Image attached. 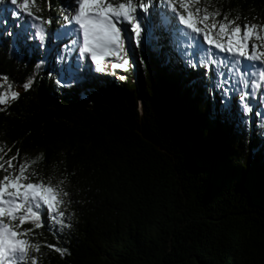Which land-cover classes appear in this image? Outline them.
<instances>
[{
	"label": "trees",
	"instance_id": "16d2710c",
	"mask_svg": "<svg viewBox=\"0 0 264 264\" xmlns=\"http://www.w3.org/2000/svg\"><path fill=\"white\" fill-rule=\"evenodd\" d=\"M172 2L186 15L180 0ZM67 6L36 0L41 11L30 10L52 19L51 26L36 21L51 39L67 25ZM206 6L221 21L239 16L242 31L264 25V0ZM168 11L159 19L138 11L141 45L127 49L133 69L98 76L83 95L71 91L73 68L55 43L37 42L29 22L0 14V98L8 101L0 105V179L27 158L37 161L32 182L63 180L70 193L63 209L70 227L57 230L43 210L45 227L27 237L41 245L30 254L37 264H264V115L250 122L241 115L226 80L201 63L200 47L182 46L183 34L170 29Z\"/></svg>",
	"mask_w": 264,
	"mask_h": 264
},
{
	"label": "snow or ice",
	"instance_id": "6c2138e0",
	"mask_svg": "<svg viewBox=\"0 0 264 264\" xmlns=\"http://www.w3.org/2000/svg\"><path fill=\"white\" fill-rule=\"evenodd\" d=\"M20 12L25 13L34 21H39V25H52V19L47 21L43 17H37L30 10L36 7V0H10ZM77 5L73 9L71 16L65 15L64 20L68 22L70 27L65 30L63 36L71 34V41L74 46H78L79 57L86 59L90 57L93 64L96 65V72H104L103 62L108 57H116L120 60L119 63H113L112 68L123 69L128 71L132 66V62L128 58V51L125 48V39L131 42V37H125L123 32L131 26V31L134 33L135 44L137 47L141 45L142 16H138V11L143 13L154 14L157 19L163 14L169 16L168 6L171 5V24L170 29L174 30L177 35H180L183 30H188L189 36L186 39L195 41L198 36L203 37V41L209 46L214 47L219 52L230 55L233 59L230 63L237 67L240 64V58L247 61L258 62L264 65V25L245 24L243 31L241 25L236 21L240 19L237 16L235 19L229 20L228 14L223 15V20L220 11L210 10L206 6V0H192L196 5H205L196 7L193 10L189 6L188 0H180V6L183 8L186 15L177 11L172 0H165L164 9L157 8L156 5L149 4L147 0H122L118 5H113L109 0H74ZM5 0H0V5L4 4ZM36 11H41L36 7ZM178 17L179 24H176ZM38 27L35 33L41 42L46 39V33L43 27ZM120 25H125L121 28ZM183 26V29L180 27ZM11 35V33H8ZM82 34V42H81ZM57 39L61 38V34H57ZM259 42V43H257ZM251 45V50H249ZM198 48L199 46L196 45ZM196 52L194 51L193 55ZM210 54L204 50V60L201 63L211 64L214 60V54L208 58ZM217 64L221 61H215ZM250 75L252 69H249ZM124 79V77H120ZM6 79V78H5ZM59 83V81H58ZM31 83L23 85L25 91L31 89ZM249 83L243 82V88L247 89ZM256 90L264 89V70L259 71L258 80L252 84ZM264 94V93H262ZM11 100L19 99V93L11 91ZM250 93L242 91L239 95V105L241 115L254 114L253 107L250 106ZM8 101L5 98H0V105L6 104ZM2 110V109H0ZM264 115V114H262ZM3 149L0 148V151ZM20 165L17 172L6 174L0 179V264H37V260L30 254L32 251L40 252L41 245L33 243L27 237L31 236L35 229L45 227L44 215L46 210L49 214V221L57 230H62L70 227L65 222V209L69 203L68 197L70 193L66 190V181L60 180L53 184L51 179L47 183L44 181L32 182L30 172L32 165L37 161L32 160ZM0 170H3V165L0 164ZM31 223L33 229L23 230V225ZM60 253H66L67 249H62L54 245H48Z\"/></svg>",
	"mask_w": 264,
	"mask_h": 264
},
{
	"label": "rangeland",
	"instance_id": "374dc122",
	"mask_svg": "<svg viewBox=\"0 0 264 264\" xmlns=\"http://www.w3.org/2000/svg\"><path fill=\"white\" fill-rule=\"evenodd\" d=\"M11 6L12 4L10 1L4 3L3 8L1 7L0 14L2 15L5 14V16L10 19L16 18V20L21 19L23 21H27L29 22L31 27L33 26L35 27V32L38 31L36 21L32 20L30 17L24 19L16 16V14L12 11ZM76 7L77 5L75 4L74 0H68V6L64 10L65 14L71 16L73 14V9ZM69 27L70 25L67 22L66 26L61 27L56 31V35L61 34L60 39L55 38L56 35L50 39L49 35L46 34V39L43 42L45 44V42H47L50 39L49 41L51 43H55L56 46L58 47V55L61 56L66 63L69 64L71 63L73 68L70 75L71 80L73 82L71 91L74 93L77 92L79 95H83L81 94L82 89L83 92L84 89L93 86L97 82L96 78H98V76L106 77L110 75L112 73V70H114L112 68V64L119 63L120 60L116 57H108L102 64L105 71L96 72L95 71L96 65L91 62L90 57L86 59H81L79 55L78 58L75 56L74 52L77 47L72 44L70 38L71 34L69 33V36L62 35L65 32V30L68 29ZM120 27L125 28V25H120ZM182 34H183V43H184L182 44V46L189 47L191 45L196 44L199 45L200 49L202 50L203 56H204V50H207V52L210 54L208 58H211V54H214V60L212 64L215 70L219 71L220 77L226 80L225 83L226 87L224 88V90L226 92L225 93L226 96L229 98V101L230 100L232 101V99H237L236 105L239 108V105L242 103L241 101H239V95L241 94L242 91H247L250 93V97H249L250 106H252V103H257L262 113L264 114V94H262L264 93V89L256 90L252 87V84L258 80L259 71L264 70V65H260L258 62H251L250 64H246L245 62H243V59L240 58V64L237 67L235 64L230 63L233 59L230 55L223 52H219L214 47L209 46L206 42L203 41L202 36H198L195 41H192L191 39H186V37L189 36L188 30L186 29L183 30ZM123 35L125 37L132 38L131 42H129L128 39H125L126 50L129 49L130 46L135 45V37H134V33L131 31V26L127 27V30L123 32ZM36 39L37 42L41 44L43 43L39 40V37L37 35H36ZM81 39H82V34H81ZM77 53L79 52L77 51ZM215 61H221V63L217 64ZM133 67H134V63H132V66L128 69V71H124L123 69H115V70H121L123 73L126 74V73H130L129 71H131ZM250 68L252 69V73L256 75H250L249 73ZM91 71L93 72V74H91ZM84 73L90 74V76L88 75L89 76L88 79L91 80L92 83H88L89 86H87L88 84L86 82L82 81V77ZM244 81H247L249 83V87L247 89L243 88ZM0 86H2V83H0ZM9 90L10 89L6 87L4 89V92H6V94H9L11 93V91ZM262 113L259 115L257 114L255 115V113L254 114L245 113L244 115L246 116L245 118L248 119V122H250L254 116L255 119L263 117Z\"/></svg>",
	"mask_w": 264,
	"mask_h": 264
},
{
	"label": "bare ground",
	"instance_id": "6f19581e",
	"mask_svg": "<svg viewBox=\"0 0 264 264\" xmlns=\"http://www.w3.org/2000/svg\"><path fill=\"white\" fill-rule=\"evenodd\" d=\"M81 42H82V39H81ZM76 47L78 48V46H76ZM77 48H76L74 53H75V56L78 58L79 53H77V51H78Z\"/></svg>",
	"mask_w": 264,
	"mask_h": 264
}]
</instances>
